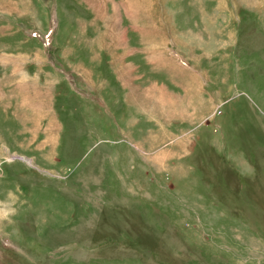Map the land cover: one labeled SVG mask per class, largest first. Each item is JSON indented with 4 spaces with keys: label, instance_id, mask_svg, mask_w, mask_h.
<instances>
[{
    "label": "rangeland",
    "instance_id": "1",
    "mask_svg": "<svg viewBox=\"0 0 264 264\" xmlns=\"http://www.w3.org/2000/svg\"><path fill=\"white\" fill-rule=\"evenodd\" d=\"M169 52L193 123L141 144L194 143L185 201L119 120ZM0 264H264V0H0Z\"/></svg>",
    "mask_w": 264,
    "mask_h": 264
},
{
    "label": "crops",
    "instance_id": "2",
    "mask_svg": "<svg viewBox=\"0 0 264 264\" xmlns=\"http://www.w3.org/2000/svg\"><path fill=\"white\" fill-rule=\"evenodd\" d=\"M14 26L17 29H20L22 33L24 32L27 38L35 39V41L39 45H43L42 47H44L45 42L42 43V40L40 38H35L34 36H32L33 32L35 34L40 33L36 25L34 26L30 22L26 24L23 22H14ZM163 56L166 60L162 59V62L157 58L156 61H152L149 68L145 64H142V62L138 63V66H136L135 68H132L134 72L133 74H135L139 78V83H133L132 86L128 84L127 87L125 80H123L122 83L123 86H125L123 87V89H127L125 91L123 90L122 92L120 116L121 119L119 118V120H121L122 123H124L125 121H130V124L136 126L139 133L141 134V136L139 137L140 143H137V146L138 149L141 150V152L144 154V157L148 161L149 166L158 176L160 182L161 178L165 180L164 184H166V182L169 180V182L167 183V187L173 189L174 192L179 196V198H181L182 201H185L181 195V193L183 192L179 188V185L181 181L188 183L193 178V175L190 174L195 172L194 170L196 167L194 166L192 157L189 156V154H191L193 151L192 149L194 143L191 142L192 145L189 149L184 147V144H186L187 142H182V144H178V142H176L174 146L168 148H160L157 145L154 147H147L141 144L142 140L143 143L147 144L146 139L151 140L153 143L155 142V144L157 143V140H161L162 138L177 141L178 138L173 133L176 129L174 128L172 132L171 125L193 123V119L192 117H190L191 115L187 113V109L192 105L193 101H190L189 99H193V95L195 93V85L193 83L195 79L193 78V75H195V78L198 80L201 79V75L197 73V71L194 70V68H192L189 64L180 60V55H173L170 53L171 60H169L166 55ZM177 64L182 66L185 70L182 69V67H179ZM122 68L123 69H121V73H123V75H126L124 72L125 68L123 66ZM189 72L193 77L189 74ZM23 77L25 76L23 75ZM146 78L151 88H146ZM21 79H14L15 82H13V86L17 85V82H19V80ZM22 84L28 85V83L26 82ZM180 84L183 86H180ZM45 86L49 87V84ZM50 91V88L48 89V91L45 90V95L50 94ZM51 93L52 94L50 95L54 97L55 92H53V89ZM20 97L22 98L23 96L21 95ZM38 98L39 100L37 102L39 105V103L42 102L40 100L43 99V96L39 95ZM178 105L182 107V113L173 114L168 110H162V108L174 106L176 107ZM183 140L189 141V139L187 138L182 139V141ZM141 145L143 146L141 147ZM165 156H169V158L174 157L175 164H172V162L170 163V165L168 164V162L166 163ZM180 157H183V159H179V162L181 163L177 164L176 160ZM247 163L251 165L253 171L252 173H254V166L248 161ZM168 174H170V176ZM145 187L146 186H142V189ZM243 189L244 188L241 187V193L243 192ZM145 190L147 191L146 188ZM148 193L149 196H151V193ZM219 198L220 201L221 199H225L221 195Z\"/></svg>",
    "mask_w": 264,
    "mask_h": 264
}]
</instances>
